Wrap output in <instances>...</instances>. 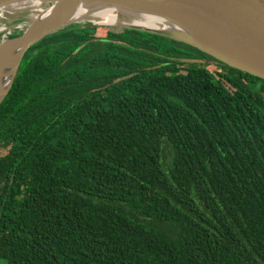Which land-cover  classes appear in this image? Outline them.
Segmentation results:
<instances>
[{"label":"trees","instance_id":"obj_1","mask_svg":"<svg viewBox=\"0 0 264 264\" xmlns=\"http://www.w3.org/2000/svg\"><path fill=\"white\" fill-rule=\"evenodd\" d=\"M0 146V264H264V79L197 47L65 26L25 54Z\"/></svg>","mask_w":264,"mask_h":264},{"label":"water","instance_id":"obj_2","mask_svg":"<svg viewBox=\"0 0 264 264\" xmlns=\"http://www.w3.org/2000/svg\"><path fill=\"white\" fill-rule=\"evenodd\" d=\"M32 0H0V8ZM48 14L31 18L29 25L15 37L0 41V61L4 53L17 48L16 62L0 104L11 90L27 51L46 36L81 22L75 18L79 7L112 6L135 13H155L187 32L174 28L158 30L135 24H117L161 34L190 44L216 59L264 79V0H39ZM9 15V14H7ZM3 18H6L3 17ZM29 18L30 17H26ZM88 19V18H86ZM93 25L102 24L88 19ZM18 23L19 18L17 19ZM109 25V24H103ZM114 26V25H109ZM3 34L11 35L15 29ZM4 26L0 34L6 31ZM1 34V35H3ZM0 35V36H1ZM4 36V35H3Z\"/></svg>","mask_w":264,"mask_h":264},{"label":"bare ground","instance_id":"obj_3","mask_svg":"<svg viewBox=\"0 0 264 264\" xmlns=\"http://www.w3.org/2000/svg\"><path fill=\"white\" fill-rule=\"evenodd\" d=\"M16 11L15 17H37L43 14H48L50 10H46L41 1L32 0L15 4L9 8H0V18L5 17L7 14H12ZM84 17L95 22L109 25L117 24H135L143 27H148L158 30H169L174 28L178 31L187 32L176 24V26L165 19L163 16L155 13L143 12L135 13L125 11L112 6L102 7H79L75 18ZM113 27V26H112ZM3 28V27H1ZM0 28V30H1ZM17 48L11 52L4 53L0 61V97L5 92L11 80L12 73L16 62Z\"/></svg>","mask_w":264,"mask_h":264},{"label":"rangeland","instance_id":"obj_4","mask_svg":"<svg viewBox=\"0 0 264 264\" xmlns=\"http://www.w3.org/2000/svg\"><path fill=\"white\" fill-rule=\"evenodd\" d=\"M15 14H16V11L14 12V13H12V14H9V15H6V18H0V28L1 27H6L7 29H6V31H3V32H1V34H3V33H5V32H7V31H11V28H13L14 26H20L21 28L22 27H24V28H26L28 25H29V23L31 22V17H30V19L29 18H26L28 21L26 22V21H22L21 23H18L17 22V19L19 18V17H15ZM86 21H89L88 19H86V18H84V19H81V22H86ZM98 26H103V27H112V26H109V25H103V24H97ZM114 28H117V29H119V28H122V27H120V26H116V25H114L113 26ZM115 30V29H114ZM107 32L108 31H104V33L105 34H107ZM0 34V35H1ZM4 35V34H3ZM3 35H1L0 36V41L2 40V39H4V38H8V37H10V35L8 34L6 37H4ZM4 37V38H3ZM6 148H4V147H1L0 146V155H3V154H5L6 153Z\"/></svg>","mask_w":264,"mask_h":264},{"label":"built area","instance_id":"obj_5","mask_svg":"<svg viewBox=\"0 0 264 264\" xmlns=\"http://www.w3.org/2000/svg\"><path fill=\"white\" fill-rule=\"evenodd\" d=\"M8 34H4V37H6Z\"/></svg>","mask_w":264,"mask_h":264}]
</instances>
